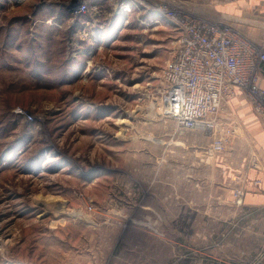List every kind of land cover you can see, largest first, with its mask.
I'll use <instances>...</instances> for the list:
<instances>
[{
  "label": "rangeland",
  "instance_id": "obj_1",
  "mask_svg": "<svg viewBox=\"0 0 264 264\" xmlns=\"http://www.w3.org/2000/svg\"><path fill=\"white\" fill-rule=\"evenodd\" d=\"M81 1L0 0V264H264L239 101L222 131L160 113L164 11L211 4Z\"/></svg>",
  "mask_w": 264,
  "mask_h": 264
},
{
  "label": "built area",
  "instance_id": "obj_2",
  "mask_svg": "<svg viewBox=\"0 0 264 264\" xmlns=\"http://www.w3.org/2000/svg\"><path fill=\"white\" fill-rule=\"evenodd\" d=\"M85 10L86 0L70 8L75 13ZM164 15L180 38L161 70L160 113L182 130L222 131V109L241 92L254 114L264 119V90L258 84L264 62L261 47L228 25L175 12ZM213 146L220 151L222 140Z\"/></svg>",
  "mask_w": 264,
  "mask_h": 264
},
{
  "label": "crops",
  "instance_id": "obj_3",
  "mask_svg": "<svg viewBox=\"0 0 264 264\" xmlns=\"http://www.w3.org/2000/svg\"><path fill=\"white\" fill-rule=\"evenodd\" d=\"M204 2L210 3L212 6L211 18L213 23L228 25L236 29L259 45L264 52V5L262 0H237L232 2L204 0ZM258 84L264 90V62L260 67ZM241 97L246 98L241 92H236L235 97L228 101V105L233 101H239L238 104L234 103L236 107H233V112H230L233 115V121H237V123L242 120L248 121L247 125L244 124L247 128L245 132L247 133V143L252 157V172L250 174L252 183L250 185L255 191L251 197H246L245 203L250 208H260L264 207V119H260L253 113L251 105L247 108L238 109L237 106L244 105L241 102L243 100ZM243 113L244 116H242ZM225 119L229 120V117H225ZM257 180L260 181L259 188L253 186Z\"/></svg>",
  "mask_w": 264,
  "mask_h": 264
},
{
  "label": "bare ground",
  "instance_id": "obj_4",
  "mask_svg": "<svg viewBox=\"0 0 264 264\" xmlns=\"http://www.w3.org/2000/svg\"><path fill=\"white\" fill-rule=\"evenodd\" d=\"M51 201H54V200H50V199H45V200H44V202H46V203H45L46 205H50V204H51V203H50ZM42 202H43V201H41V203H42ZM59 208H60V207H59ZM62 213H63V212H62ZM57 214H58V213H57Z\"/></svg>",
  "mask_w": 264,
  "mask_h": 264
}]
</instances>
